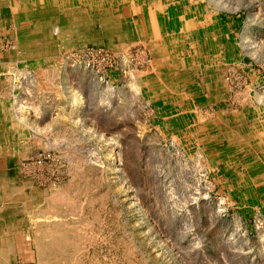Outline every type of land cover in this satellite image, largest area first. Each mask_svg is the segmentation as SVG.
<instances>
[{
  "label": "rangeland",
  "instance_id": "rangeland-1",
  "mask_svg": "<svg viewBox=\"0 0 264 264\" xmlns=\"http://www.w3.org/2000/svg\"><path fill=\"white\" fill-rule=\"evenodd\" d=\"M163 2L158 13L121 0L119 39L85 22L39 65L21 56L14 23L0 21V59L21 58L12 82L33 77L12 89L24 112L16 129L0 104L12 138L1 150L14 163L26 154L21 174L67 196L60 206L81 264H264V0ZM124 20L133 24L122 29ZM41 66L54 70L50 81ZM72 91L82 101L74 114ZM22 214L0 234L14 244L12 264H38Z\"/></svg>",
  "mask_w": 264,
  "mask_h": 264
},
{
  "label": "bare ground",
  "instance_id": "bare-ground-1",
  "mask_svg": "<svg viewBox=\"0 0 264 264\" xmlns=\"http://www.w3.org/2000/svg\"><path fill=\"white\" fill-rule=\"evenodd\" d=\"M0 1H1L0 4L4 3V5L7 6L4 10V13H5L4 15H2L3 13H1L0 11V21H2L3 23H6V25L7 23L8 24L14 23L13 27L16 29L18 33L19 50L22 52L20 54L28 62H33L32 64L34 65H39L41 63V60L43 59L46 60L47 58L56 60V55L58 54L57 50L59 49V47H61V45L66 44V42L63 43V41L61 40L65 39L66 36L68 37V35H70L71 33H73L74 36L76 35V37L79 38V36L82 34V31L84 29L83 25L85 24V22H87L88 25L92 22L95 25L94 26L95 28L96 26H99L101 33H107V32L111 34L113 33L111 35L112 39H119L121 37V33H122L121 32V21L123 20V17L122 16L112 17V11L116 10V7L120 0H14V2L12 0V5L7 4L8 0H0ZM123 1H125L127 4H130V6L134 8L131 10H135V11H137L139 7H141L140 9H143L144 7L153 8L158 13H162L165 11L164 9L165 3L163 2V0H123ZM77 6L78 8H76ZM94 11L100 14L92 15V13H95ZM25 13L30 14V19L23 21V22H19L18 21L19 15L20 14L25 15ZM68 15L72 17L70 18V22L66 24L63 21L68 20L66 18V16ZM103 16L110 17V18L104 19ZM127 21L128 20L123 21L122 29H124V26H123L124 24H127V25L133 24L132 21H128V22ZM203 22H206V21H203ZM190 24H193V23L192 22L185 23V25L187 26H189ZM71 25H72V29H71ZM203 27H201V29ZM140 28L142 29V27ZM184 28L186 27L184 26ZM182 29H183V25H182ZM89 33H90L89 38L91 40L93 39L92 31H89ZM54 34L58 35L57 41L55 40L56 36ZM147 34L148 35L145 36V38L150 40L151 44L153 45L154 43H152V39H154V34L152 33H147ZM181 34L182 33H176L171 36V39L176 40V42L181 41L180 39L182 37ZM141 37L142 35L139 36V38ZM51 40H55V42L53 44L49 43V41ZM74 43H78V41ZM127 43L128 41L125 42L123 40L122 41L120 40L118 45H120V47H123ZM163 51H164V56L162 58L167 57L170 60L169 56H171L173 52L168 53L166 51L168 53L166 54L164 49ZM149 53L150 52H148V54ZM5 57L6 56L0 59V85L4 83L3 89L0 87V95L2 97L0 104H1L2 109L4 110L3 116H5V120L9 121V123L11 124V129H12V126L15 127L17 126L16 124L19 125L21 122L24 121L23 115H22V113L24 112H16L15 110H13L14 107H12V98H14L15 101H18L19 95H15V94L12 95V89L20 88V86H22V83L28 82L29 80L31 84L33 77L32 79L31 78L27 79V76H25L26 72H23L25 75L23 76V78H20L21 80L18 83L19 85L16 86L12 82V80L16 77L15 76L12 79V72L15 71V67L12 68V64L15 65L17 63L18 65V62L21 60L20 55L18 52L16 54H11L10 57L12 58L10 60H6ZM63 61L64 60H62L61 62ZM66 64L67 63L61 64V65L62 66L65 65L66 67ZM42 67L43 66H41L38 69L39 72L41 73L45 81H50L52 76L55 74L54 70H48V69L45 70ZM178 69H182V67H177V70ZM159 77L161 76L160 75L157 76L158 82H160L158 79H161ZM4 79L7 80V83H5ZM67 79H69V77L65 76L64 82ZM158 84L160 85V83ZM70 89H73V87L70 86ZM74 92L75 91H72L73 94L71 93L72 95L71 102L73 104L72 105L73 114L76 113L80 109L81 104H82L81 99H79L77 97V94ZM168 95H171V94H168ZM14 105H15V102L13 100V106ZM12 110L14 112L13 114H12ZM2 121L3 120H1V115H0V224H4L6 223L8 219H12V218L16 220H22L23 218L25 219V217L21 219V216H19L20 214L24 213L27 219L30 220V223H29L30 226H29V229L26 230V235L28 234L30 238L31 236L33 238L30 240H32L35 243V246L37 249V256H38V264H54V263L55 264H81L79 261L73 259L72 257L73 252H72V243L70 239L71 235H70V232L68 231L67 223L65 220L66 218L63 214L64 213L62 209L63 206L62 207L60 206L62 205L60 203H64L68 200L67 196L62 192L60 193L56 192L54 194H51V196H49V194L47 195L43 189H41L36 184H34V182L31 179H29V177H27L25 174H21L19 170V162L21 158H25L27 155L22 154L20 158L17 160V162L14 163L12 162V157H11L12 153L3 151L6 148L1 150L3 148L1 146L2 142H6V141L8 143L12 142L11 137H6V136H9V133H8L9 128H7ZM25 121L26 123H28L27 121L31 122V119L29 120L25 119ZM14 141H16L15 137H14ZM9 145H11V143ZM29 243L30 242H28V244ZM14 253H15L14 244L13 243L11 244L9 238L5 239L0 234L1 263L2 264H12V255Z\"/></svg>",
  "mask_w": 264,
  "mask_h": 264
},
{
  "label": "crops",
  "instance_id": "crops-1",
  "mask_svg": "<svg viewBox=\"0 0 264 264\" xmlns=\"http://www.w3.org/2000/svg\"><path fill=\"white\" fill-rule=\"evenodd\" d=\"M122 2H125V1H123L122 0ZM121 0L118 2V5H117V7L116 8H119V7H121ZM127 4V3H126ZM129 6H130V4H128ZM130 9H134V8H132L131 6H130ZM131 11H133V10H131Z\"/></svg>",
  "mask_w": 264,
  "mask_h": 264
}]
</instances>
